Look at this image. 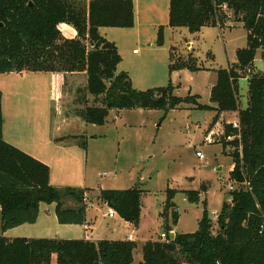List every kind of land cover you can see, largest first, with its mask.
<instances>
[{
	"label": "trees",
	"instance_id": "16d2710c",
	"mask_svg": "<svg viewBox=\"0 0 264 264\" xmlns=\"http://www.w3.org/2000/svg\"><path fill=\"white\" fill-rule=\"evenodd\" d=\"M229 11L248 31V46L239 49L237 62L217 70L210 101L200 96L179 97L170 82L146 90L134 88L129 74L116 73L122 61L117 45L104 37L102 27L130 28L135 24L133 0H0V73H63L62 87L53 86L54 100L63 94L65 80L86 72V90L99 105L86 106L69 116L86 123L103 125L111 109H171L183 104L216 112L215 124L222 113L238 112L240 129L226 124V134L240 135L224 142L231 145L234 168L230 179L238 184L230 192V203L222 204L217 216L218 230L205 204L196 232L176 233L172 225L180 213L173 202L177 189L168 188L164 229L167 239L143 244L144 260L138 264H264V72L249 78L248 104L239 101V80L251 70L258 49L264 50V0H170L169 25L187 27L191 33L205 26L223 28ZM72 25L77 36L66 38L61 24ZM164 44L163 34L158 40ZM173 60L170 71L203 69L193 60ZM3 93L0 91V206L3 231L23 224H35L40 204H56L60 224L86 223V196L89 189L57 187L50 182V168L39 159L5 141L3 136ZM64 104V103H63ZM65 105V104H64ZM63 105V106H64ZM74 137V136H71ZM75 137H78L76 135ZM68 137H60L63 140ZM202 189L181 190L190 203H199ZM76 201L68 206L66 198ZM143 190L101 189L100 200L125 221L138 228L141 221ZM172 219L169 222L168 216ZM138 243L131 240L60 238H7L0 235V264H133Z\"/></svg>",
	"mask_w": 264,
	"mask_h": 264
},
{
	"label": "rangeland",
	"instance_id": "374dc122",
	"mask_svg": "<svg viewBox=\"0 0 264 264\" xmlns=\"http://www.w3.org/2000/svg\"><path fill=\"white\" fill-rule=\"evenodd\" d=\"M133 1L136 4V24L133 27L100 28V33L117 45L122 57L116 73L127 72L134 88L138 90L164 87L172 82L176 86V96L198 94L201 103L211 104L210 94L217 80L216 72L212 69L171 72L172 55L176 62L191 59L202 68L218 70L230 67L237 62L238 50L248 46L247 29L242 23L235 21L233 12L229 11L230 19L223 28L207 26L200 32L191 33L187 27L169 25L170 0ZM69 31H72L71 28L66 30L65 37L72 36L68 35ZM161 34L164 37L163 45L158 44ZM189 43L193 45L191 48ZM263 55L264 50L258 49L254 66L242 74H247L246 77L249 78L255 73L264 72ZM248 80H239V101L243 100L244 108L249 99ZM65 81L63 94L60 92V97L52 101L48 75L28 74L21 77L17 74L10 76L0 73L6 132L27 140L31 134L41 133L42 130L50 132L52 122L61 118V109L65 113L75 115L87 105H99L95 103V97L87 92L85 80L71 81L67 78ZM42 103H47L46 107ZM54 103L61 105L56 107ZM17 110H21V113L18 114ZM215 113L212 110L186 107L169 111L143 108L111 109L103 125L86 123L77 120L79 118L75 116L74 122L66 126L71 136H74H70V142L68 141L73 148L51 150L46 157L40 156L44 163L50 166V182L57 187L80 188L89 184L88 186L94 189L100 185L108 188H129L136 184L143 190V199L146 201L140 236L157 240L161 239L162 232H166L164 224H157V214L161 210L160 217L164 218L163 208L167 202L168 188H201L203 191L210 188L207 195L208 212L210 217L216 219L217 212L222 207L219 205L220 201L231 199L230 185L239 187L230 179L233 165L231 153L235 148L231 145L227 148L223 146L228 136L225 125L230 124L232 120H239V115L238 112H233L221 117V132H215V142L209 143L205 133L215 128L211 122ZM17 115L22 118L18 130L15 125ZM76 134L78 137H75ZM197 151H201L205 159L199 158ZM95 197V194L89 193L87 198L94 201ZM173 202L181 217L177 227L179 232H196L199 220L203 217L205 202L190 203L180 191ZM65 203L76 205V201L71 197L66 198ZM53 204L43 203L42 216H46L45 210L50 208V215L55 217ZM47 219L50 221L48 216ZM168 219L171 222V215ZM1 224L0 212V227ZM213 225V232L216 233V221ZM39 226L40 224L33 226L31 234H41L35 230ZM52 232L56 231L52 229Z\"/></svg>",
	"mask_w": 264,
	"mask_h": 264
},
{
	"label": "crops",
	"instance_id": "0c3cea01",
	"mask_svg": "<svg viewBox=\"0 0 264 264\" xmlns=\"http://www.w3.org/2000/svg\"><path fill=\"white\" fill-rule=\"evenodd\" d=\"M134 5H135V24H136V4H135V1H134ZM169 5H170V3H169ZM205 27H207V26H205ZM70 28L72 31H69L68 35L72 34V36H67L66 38L76 37L77 31L72 25H69L66 23L60 25V30H61V33L63 34L64 37L66 35L65 34L66 30H68V29L70 30ZM99 31H100V29H99ZM189 45H190V48H191V46H193L192 43H189ZM136 51L137 50H134V52H136ZM198 66H200V65H198ZM211 69H212V71L216 72L217 80H218V73H217L216 68L203 67V69H201V70H211ZM183 70H186V69H182L180 71H183ZM201 70H197V71H201ZM197 71H195V72H197ZM4 74H8L10 76L17 74V75H20L21 77L28 75V74L35 75V76L40 75V74H42V76L48 75L50 85H51V91L53 89V86H56L57 88L62 87V83L64 80L63 79L64 78L63 73L23 71V72H10V73H4ZM72 75L74 76L75 79H79V77H81V78L84 77L85 83H87L86 72L74 73ZM245 78L247 80L249 79L248 77H245ZM241 79H243V78H241ZM217 80H216V83H217ZM215 84H213V86ZM248 87H249V80H248ZM211 90H212V88H211ZM195 95H198V94H195ZM50 97H51L50 99L52 101H54L53 92H51ZM210 97H211V94H210ZM198 102L201 103L200 99H198ZM240 103H241V106L245 105L243 100H241ZM42 104H44L45 107L47 105V103H42ZM58 104H60V103H54V106L58 107ZM201 104H203V103H201ZM206 105L215 106L216 104L211 103V104H206ZM89 106H92V105H89ZM48 107H49V103H48ZM181 107H186V108H191V109L195 108L194 105H189V104L188 105L183 104ZM17 112H18V114H20L21 110H17ZM66 113L63 112L62 109L59 111V115L61 116V118L56 119L52 122L50 132H48V130L43 131L40 127V129L42 130L41 133L37 134L33 131L35 134H31V136L27 140L23 139L19 135L6 132L7 129H6L5 117H4V113H3V118H4L3 136H4V139L8 143L15 145L16 147H18L22 151L28 153L29 155H31L37 159H42V157L40 155H43L46 157V155H48L51 150L62 151L64 149H71V148H73V145L70 146L68 144L70 142L69 140L71 138H64L63 140H59V141L56 140L57 138H60V137L71 136V134L68 132V128L66 126L68 124H72L74 122V119L71 116H69L68 112H66ZM225 114L227 115L228 113H222L220 115V118L225 116ZM77 117L79 118L77 120H83L81 117H79V116H77ZM215 117H216V113L213 116V119ZM213 119L211 121L212 124H213ZM219 119L213 125V127H215L214 129L206 131V133H205L206 139H208L211 136V134H214L215 132L220 134L221 123H220ZM21 120H22V118H20L17 115L16 116V124H15L16 130H18V126H19ZM10 131H12V130L10 129ZM222 132H223V130H222ZM43 162H44V160H43ZM45 162L48 163L47 160H45ZM49 168H50V166H49ZM233 168H234V164L232 165L231 171L233 170ZM220 170H221V168H220ZM51 176H52V171L50 168V178H51ZM88 185L89 184H84L80 187L83 189H89L86 192V203H87L86 218H87V221L85 224H83V225L60 224L57 220L56 214H55V217L50 215L51 214L50 208L45 210L46 216H42V205H43V203H41L40 204L39 217H38V220L35 224L26 223V224L20 225L18 227L8 229L6 231H3L2 228L0 227V235L5 236V237L10 238V239L25 236L28 238L46 237V238H60V239H86V240H90V241H98L101 239L131 240V241H135L136 243H138V247L136 248V250L134 252L133 264H138V263L142 262L144 260L143 244H145L148 241L162 240V239L152 240V239H148V238H141V236H140L141 232H142L143 213H144L146 201L142 197L141 221H140L139 227L135 228L132 224L125 221L119 214L115 215L114 217H110L108 215V210L110 207L108 205H106L105 203H103L99 198L101 189H129V188L135 187L137 185L132 184V186H130L129 188H126L125 186H113L111 188H108V187H105L103 185H100L99 188H95V189H94V187L88 186ZM209 189L210 188H207L206 190L202 191L201 200H200V201L205 202V204L207 205V209L209 207V200L207 197V195L209 193ZM179 191H181V190H179ZM89 193H93L96 195L94 201L88 200L87 197L89 196ZM228 201L230 202L231 199H229ZM224 202L225 201L221 200L219 205L222 206V204ZM50 205H52V204H50ZM53 205H54V209H55L56 204H53ZM66 205H68V204H66ZM68 206H71V205H68ZM72 206L74 207L76 205H72ZM164 208H163V211H164ZM0 212H1V206H0ZM219 212H220V210H218L217 215L219 214ZM161 213H162L161 210H159L158 214H157L159 216V219H158L159 222H157V224L162 226L165 223L166 219L163 217L162 218L160 217ZM47 216L50 218V221L52 222L51 224L49 223L50 221L47 219ZM210 218L212 219L213 222H215L217 220V218L216 219H213L212 217H210ZM180 219H181V217H180ZM180 219H179V222L181 221ZM179 222L177 225H172V230L170 231V233L173 232V233H175V235H176V233H181L177 229ZM38 224H40V226L37 227L35 230L41 234H35V235L31 234L32 231L34 230L33 226L36 227ZM38 228H41V229H38ZM52 229H53V231L60 232L62 234V236H59L60 233H56V232L53 233ZM162 233H164V232H162ZM64 236H67V237H64ZM52 264H57V256L56 255L53 256Z\"/></svg>",
	"mask_w": 264,
	"mask_h": 264
},
{
	"label": "built area",
	"instance_id": "2783aa9c",
	"mask_svg": "<svg viewBox=\"0 0 264 264\" xmlns=\"http://www.w3.org/2000/svg\"><path fill=\"white\" fill-rule=\"evenodd\" d=\"M230 123H232V125H233V127L234 128H237V129H240V123H239V120H235V121H232V122H230ZM236 137H240V135H237V136H235V135H228L227 137H226V140L227 141H232L233 139H235ZM209 143H214L215 141H214V138H213V134H212V136H210L208 139H206ZM197 156L199 157V158H201V159H205V155L201 152V151H197ZM106 173H104V175H105ZM234 189V186L231 184L230 185V190H233ZM118 213L114 210V209H112V208H109V210H108V215L110 216V217H114L115 215H117ZM161 239L162 240H166L167 239V234L166 233H162L161 234Z\"/></svg>",
	"mask_w": 264,
	"mask_h": 264
},
{
	"label": "water",
	"instance_id": "95a60500",
	"mask_svg": "<svg viewBox=\"0 0 264 264\" xmlns=\"http://www.w3.org/2000/svg\"><path fill=\"white\" fill-rule=\"evenodd\" d=\"M170 237H171V239H174L175 238V233H170Z\"/></svg>",
	"mask_w": 264,
	"mask_h": 264
}]
</instances>
